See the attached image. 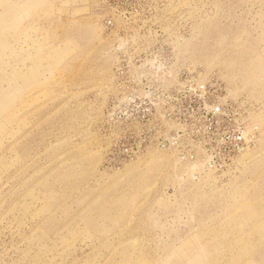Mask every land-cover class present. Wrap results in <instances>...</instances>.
<instances>
[{
  "label": "rangeland",
  "instance_id": "rangeland-1",
  "mask_svg": "<svg viewBox=\"0 0 264 264\" xmlns=\"http://www.w3.org/2000/svg\"><path fill=\"white\" fill-rule=\"evenodd\" d=\"M0 264H264V0H0Z\"/></svg>",
  "mask_w": 264,
  "mask_h": 264
}]
</instances>
